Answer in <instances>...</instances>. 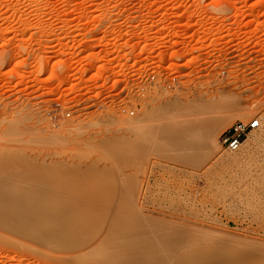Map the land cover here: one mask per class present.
Here are the masks:
<instances>
[{"label":"rangeland","instance_id":"rangeland-1","mask_svg":"<svg viewBox=\"0 0 264 264\" xmlns=\"http://www.w3.org/2000/svg\"><path fill=\"white\" fill-rule=\"evenodd\" d=\"M0 264H264V0H0Z\"/></svg>","mask_w":264,"mask_h":264},{"label":"built area","instance_id":"built-area-1","mask_svg":"<svg viewBox=\"0 0 264 264\" xmlns=\"http://www.w3.org/2000/svg\"><path fill=\"white\" fill-rule=\"evenodd\" d=\"M135 111H131L134 115ZM46 115L53 126L60 124L61 118L70 117L71 112H63L60 107H50L46 111ZM261 127V119L258 116L251 118L248 121L238 120L225 130L220 138L219 143L224 150L230 153L238 152L243 146V140Z\"/></svg>","mask_w":264,"mask_h":264},{"label":"bare ground","instance_id":"bare-ground-1","mask_svg":"<svg viewBox=\"0 0 264 264\" xmlns=\"http://www.w3.org/2000/svg\"><path fill=\"white\" fill-rule=\"evenodd\" d=\"M147 102V101H146ZM186 104V103H185ZM147 105V104H146ZM133 121V120H132ZM228 121V120H227ZM224 121H221V122H219V126H223V123ZM226 122V121H225ZM196 125V124H195ZM206 125H207V123H206ZM130 127H132V126H130ZM197 127V126H196ZM207 129L204 131V135H203V137H204V140H206V141H208V140H214V138L216 137V135H217V126H216V124H208L207 126ZM205 127V128H206ZM127 131V130H126ZM128 134V133H127ZM131 134V133H130ZM97 135V134H96ZM129 136V135H128ZM124 137V136H123ZM115 139V138H114ZM123 139V138H122ZM209 142V141H208Z\"/></svg>","mask_w":264,"mask_h":264}]
</instances>
